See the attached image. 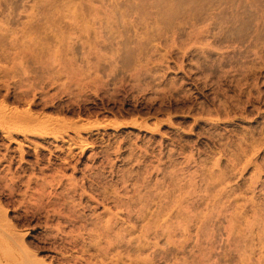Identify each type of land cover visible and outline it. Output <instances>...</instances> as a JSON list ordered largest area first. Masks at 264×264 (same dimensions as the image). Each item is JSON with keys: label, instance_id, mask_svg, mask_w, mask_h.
Wrapping results in <instances>:
<instances>
[{"label": "rangeland", "instance_id": "rangeland-1", "mask_svg": "<svg viewBox=\"0 0 264 264\" xmlns=\"http://www.w3.org/2000/svg\"><path fill=\"white\" fill-rule=\"evenodd\" d=\"M0 109V264H264V0H0Z\"/></svg>", "mask_w": 264, "mask_h": 264}, {"label": "bare ground", "instance_id": "bare-ground-1", "mask_svg": "<svg viewBox=\"0 0 264 264\" xmlns=\"http://www.w3.org/2000/svg\"><path fill=\"white\" fill-rule=\"evenodd\" d=\"M42 100V99H41ZM34 101V100H33ZM4 103V102H3ZM3 107V106H2ZM9 108V107H8ZM23 108V107H22ZM3 109V108H2ZM2 109H0L1 111H2ZM4 109H6V108H4ZM8 111H14V109H11V110H8ZM16 112V111H15ZM22 112V115H25V116H28V115H31V116H28V117H32L33 115H34V117H35V114H33L29 109L27 110H25V111H21ZM4 114V113H3ZM7 114V113H6ZM17 114H18V111H17ZM20 114V113H19ZM45 114V113H44ZM10 115V114H9ZM13 115H15V113L13 114ZM2 116V115H1ZM16 116V115H15ZM11 117H12V115H11ZM33 118V117H32ZM53 118V117H52ZM21 119H22V117H21ZM27 119V118H26ZM29 119V118H28ZM34 119V118H33ZM35 119H36V117H35ZM42 119V118H41ZM32 120V119H31ZM58 120V119H57ZM63 120V119H62ZM21 121V120H20ZM20 123V122H19ZM52 123V122H51ZM23 125V124H22ZM25 134V133H24ZM33 134V133H32ZM1 221V220H0Z\"/></svg>", "mask_w": 264, "mask_h": 264}]
</instances>
